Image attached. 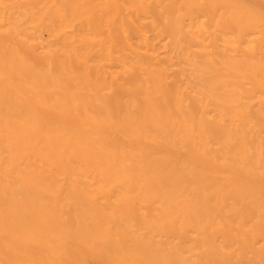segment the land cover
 Instances as JSON below:
<instances>
[{"label":"bare ground","instance_id":"bare-ground-1","mask_svg":"<svg viewBox=\"0 0 264 264\" xmlns=\"http://www.w3.org/2000/svg\"><path fill=\"white\" fill-rule=\"evenodd\" d=\"M0 264H264V0H0Z\"/></svg>","mask_w":264,"mask_h":264}]
</instances>
